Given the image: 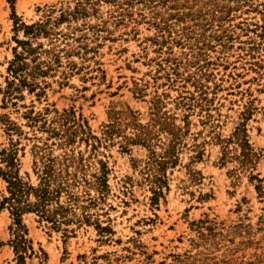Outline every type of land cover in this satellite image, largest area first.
Returning <instances> with one entry per match:
<instances>
[{
    "label": "rangeland",
    "instance_id": "rangeland-1",
    "mask_svg": "<svg viewBox=\"0 0 264 264\" xmlns=\"http://www.w3.org/2000/svg\"><path fill=\"white\" fill-rule=\"evenodd\" d=\"M2 150L67 188L18 224L0 155V264H264V0H0Z\"/></svg>",
    "mask_w": 264,
    "mask_h": 264
},
{
    "label": "trees",
    "instance_id": "trees-1",
    "mask_svg": "<svg viewBox=\"0 0 264 264\" xmlns=\"http://www.w3.org/2000/svg\"><path fill=\"white\" fill-rule=\"evenodd\" d=\"M24 29L29 39L18 41V45L22 50L17 51L16 49L15 58L11 62L9 70L15 78H19L21 86H32L33 88L37 85L34 77L35 72L40 70L37 60L40 58L38 54L40 49H42L41 45L35 46L33 40L41 35L48 36L52 30H50L47 23H35L24 26ZM50 51L51 49H42L41 52L49 53ZM13 129L14 125L8 123L7 130L11 131ZM5 153V150L0 151V155L3 156L2 160L7 163V170L2 173L8 179V190L10 192V197L6 198L5 201L9 204L11 213L17 220L16 223L20 224L18 219L24 212H36L41 219L50 221L53 224L57 223L59 221L56 215L58 212H52L49 205L67 188L66 185H63L64 182H58L59 176L64 172L63 169L61 167L59 169L55 168V163L48 159V163L44 164V169L40 174V183L37 187H34L23 182L14 173L13 167L16 164L12 156L9 153ZM31 196H34V202L30 201ZM60 210L63 211V208L60 207ZM17 235L22 238L18 232Z\"/></svg>",
    "mask_w": 264,
    "mask_h": 264
}]
</instances>
